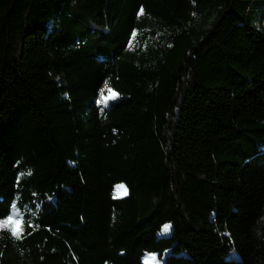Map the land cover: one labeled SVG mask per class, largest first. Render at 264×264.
Returning <instances> with one entry per match:
<instances>
[{"label":"trees","instance_id":"trees-1","mask_svg":"<svg viewBox=\"0 0 264 264\" xmlns=\"http://www.w3.org/2000/svg\"><path fill=\"white\" fill-rule=\"evenodd\" d=\"M10 216L0 264H264V0H0Z\"/></svg>","mask_w":264,"mask_h":264},{"label":"rangeland","instance_id":"rangeland-1","mask_svg":"<svg viewBox=\"0 0 264 264\" xmlns=\"http://www.w3.org/2000/svg\"><path fill=\"white\" fill-rule=\"evenodd\" d=\"M111 96V94L109 95V96H107V97H110ZM115 98H116V96H115ZM109 100H111V99H109ZM109 100H105V97H101L100 99H99V101H98V105H100V106H102V107H107L108 106V101ZM125 194H126V189L123 187V186H117L116 188H115V196L116 197H123V196H125ZM15 228H17V224H15V226H14ZM165 231H167V228H165ZM144 262L146 263V264H154V262H153V257H151V256H147L145 259H144Z\"/></svg>","mask_w":264,"mask_h":264},{"label":"snow or ice","instance_id":"snow-or-ice-1","mask_svg":"<svg viewBox=\"0 0 264 264\" xmlns=\"http://www.w3.org/2000/svg\"><path fill=\"white\" fill-rule=\"evenodd\" d=\"M115 96H116V94L112 93L110 97H105V100L107 101L109 99H114ZM0 223H2L5 226L13 225V224H18L19 225V229L18 228H12L13 237H18L20 232L23 230V221H19L18 222L16 220H14L11 216L8 219H6V220H4V221H2Z\"/></svg>","mask_w":264,"mask_h":264}]
</instances>
